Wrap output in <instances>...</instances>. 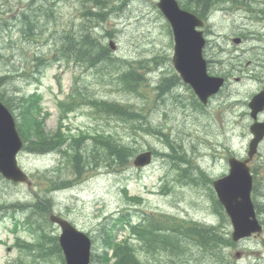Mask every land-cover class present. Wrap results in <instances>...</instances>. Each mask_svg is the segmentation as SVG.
Wrapping results in <instances>:
<instances>
[{
  "label": "rangeland",
  "instance_id": "rangeland-1",
  "mask_svg": "<svg viewBox=\"0 0 264 264\" xmlns=\"http://www.w3.org/2000/svg\"><path fill=\"white\" fill-rule=\"evenodd\" d=\"M10 6L15 9H23V3L20 0H9ZM146 12V7L141 5L137 12L133 15V18L119 21V19L112 20L107 26L106 30L117 29L120 25L119 32L115 33L116 49L124 56L133 58L145 57L150 50H157L158 47L153 43V40L157 38V34L151 36L146 33L144 23L138 22V17ZM59 22L58 27L62 29H68L80 17V12L76 9L74 0H64L58 6ZM243 19H237L233 17L221 16L220 21H214L213 24L216 30H225L227 34L234 33L237 29H241L244 26L245 29L256 30L257 25L255 22L252 24L246 23L243 25ZM119 24V25H116ZM122 26L125 32L122 30ZM14 28V29H13ZM12 31H9L10 36H5L2 42L5 40L6 45L12 42L14 46V52L19 48L21 49L19 36L21 33L13 27ZM103 33V31L101 32ZM110 40V39H109ZM107 40V42H109ZM164 43H168V37L163 39ZM27 50H30V55H25V58L15 57L14 61L19 65H24L27 60L32 59L34 53V45L23 44ZM22 50V49H21ZM10 51V47L7 49ZM152 51V52H153ZM18 52V51H17ZM33 62L30 63L32 66ZM11 63L5 61L0 62V75L8 71L11 68ZM56 67L53 66L50 70L45 71L44 84L41 87L43 89L44 100L43 105L46 111L50 113V116L46 120V128L54 130L58 124L57 111L55 108V93L59 90L56 83ZM65 71V72H64ZM62 72V84L64 93H68L73 86L72 76L80 74V70L75 68L66 69ZM59 72L58 74H60ZM82 82L88 86V95L96 98H108L105 90L99 88L96 81L90 77L89 79H82ZM19 83H15L11 87H19ZM255 86L251 84L233 85L238 95L234 99L228 100L226 106H222L217 102L206 114H198L195 124H183L180 125L182 120L180 116L173 113L171 116L173 123L170 127H173L172 135L175 144L183 145L186 152L191 158L198 159V162L202 164L209 174L211 172L214 175L221 176L226 171L225 164L220 163L210 168V162L212 157L208 154L212 151V145L220 146L217 148L219 154H227L233 152L236 155L243 156L246 152L248 138L250 135L249 127L251 126V119L249 115L245 114V103L248 100L251 91ZM57 94V93H56ZM238 102L237 105H234ZM168 104L167 101H165ZM229 105V107H227ZM210 115V116H209ZM210 117V118H209ZM93 116L92 111L86 109L78 112L77 115L71 117L69 125L74 132H78L80 129L94 130L99 127V122ZM108 120L109 118H105ZM155 122L161 124V115H154ZM180 120V121H179ZM115 129L112 131L117 136L127 137L130 132L127 127L122 124L113 123ZM169 128V127H168ZM143 145H146L145 141H141ZM161 142V141H160ZM160 142L153 138L150 140V144L156 147H161ZM163 143V142H161ZM213 145V146H214ZM160 149V148H159ZM224 149L226 151H224ZM264 153V147H263ZM196 152V153H195ZM263 161V160H262ZM25 165L29 169L39 170L43 168H52L57 166V156H25ZM166 160L162 157H157L152 167L148 168L144 172H123L119 174H105L101 173L88 178L79 186L67 192L57 193L56 207L61 210L64 208V213L68 215L74 222L78 223L80 227L93 231L95 236H98L100 226L106 221L109 214H103L104 212H116L119 209L127 205L126 197L123 193L122 187L128 183L130 195H142L145 202L146 210H161L175 215H180L190 219L203 221V219H209L211 214V203L209 196H206L205 192L194 186L182 185L174 183L171 194L165 198L160 195H147L145 191L152 189L154 185L160 184L161 177L166 172ZM221 174V175H220ZM171 177L175 181V175L173 170L171 171ZM3 182V181H2ZM156 186L153 190L158 191ZM31 192L28 191L26 186L8 185L0 182V199L8 203H18L30 199ZM261 201V197L258 198ZM130 202V201H129ZM143 212V211H138ZM136 214V213H134ZM133 214V215H134ZM136 219V218H135ZM226 229L231 232V227L228 222L225 223ZM8 227L9 224H8ZM123 234L119 236L122 237ZM1 238H4V227H1ZM264 236L259 239H251L242 242V245L238 250L231 249L225 252V256L230 259L235 257L237 252L243 255V258L236 263L232 264H257L251 256H249V248H253V256L261 254L260 251L264 250ZM10 243V242H9ZM258 248V250H256ZM18 252L12 249L9 250V245L4 247L0 246V264H7V259L13 261L17 258ZM199 257L207 259H213L211 256H205V254ZM242 257V256H241ZM144 258V257H143ZM239 260V259H238ZM204 264H214L204 263Z\"/></svg>",
  "mask_w": 264,
  "mask_h": 264
},
{
  "label": "trees",
  "instance_id": "trees-1",
  "mask_svg": "<svg viewBox=\"0 0 264 264\" xmlns=\"http://www.w3.org/2000/svg\"><path fill=\"white\" fill-rule=\"evenodd\" d=\"M100 6L104 8L105 6L100 3ZM117 8L111 9L114 11ZM108 13H100V20L105 21L107 19ZM32 18L30 17V22L32 23ZM30 34L29 38L33 35V30L35 29V25L29 26ZM91 36L89 34H85L79 40H74L73 38H69L66 42V46L64 44L61 45V49L59 53L56 54V59L61 61L66 60L67 62L74 61L76 63H80L81 65H85V63L93 64L99 60L102 61L103 64H109L112 62V54L109 48L104 47V45L96 41H91ZM94 57V59H92ZM40 57L38 58V60ZM41 61L44 63V59ZM124 63H127L125 61ZM39 68V67H38ZM39 71V69H38ZM131 76H136L135 73H132ZM177 80H179L177 78ZM76 100V101H75ZM42 96L37 95L36 93L33 95H23L22 97V105L18 103L19 110L23 114L22 124L20 126L21 135L24 138L26 143L25 150L30 153L44 154L52 151L59 152L63 155V159L66 161L64 163V167L67 165H71V167L79 171V173H83L82 170L87 163L91 165L90 158L93 160V165H100L103 163H108L110 166L114 164H120L123 168L129 165V160L133 155V149L129 144H126L122 138H119L115 135L113 136H103L105 139L101 137H93L92 141H85L87 137L85 136V132H81L80 134L72 133L71 127L68 125L65 128L63 124H60V127L55 132H47L45 130V125L41 119L42 112ZM78 101V102H77ZM84 104L77 96L67 97L65 100L58 101L57 107H59V112L61 114V118L70 119L69 114L75 112L81 105ZM93 104L99 106L100 110L104 114H108L109 111L120 110V107H117L116 104L105 103L94 101ZM130 108L122 109L120 114H122L126 121L133 120L136 121L138 119H146V116L143 114H139L133 110H129ZM135 132L142 130L140 126L131 127ZM148 131V130H144ZM95 145V151L93 148ZM91 148L92 156H89L88 150ZM173 157V156H171ZM85 169V168H84ZM185 181L196 182L194 178L189 175V171L185 169H180L178 182L183 183ZM214 199L215 210L219 214L222 211L221 207H219L218 201ZM220 215V214H219ZM221 216V215H220ZM121 217L120 220H122ZM222 220H225V217L221 216ZM132 225V222L128 223ZM196 227L195 222L179 220L170 215L166 214H144L143 219L140 220L139 224L135 225L136 232L141 234L142 236L148 238L146 239L147 244H153L155 246L161 245L166 241L164 236L167 238L165 234H157V231H164L170 234L175 233L178 230H182V232H186V230L195 232H200L204 234V237L208 239L215 240L219 234V228H213L212 230H200ZM189 228V229H188ZM107 232V230H106ZM163 235V236H162ZM157 241H156V240ZM154 240L156 242H154ZM181 240H177V244L182 246L179 248L181 253H184L188 246V239L183 238ZM55 242V240H54ZM231 243L232 241L229 240ZM109 244V243H108ZM107 244V245H108ZM200 246H206L207 244L201 243ZM110 246V244L108 245ZM130 246L125 248L123 251L124 256L130 255ZM104 255L102 254L101 257Z\"/></svg>",
  "mask_w": 264,
  "mask_h": 264
},
{
  "label": "water",
  "instance_id": "water-1",
  "mask_svg": "<svg viewBox=\"0 0 264 264\" xmlns=\"http://www.w3.org/2000/svg\"><path fill=\"white\" fill-rule=\"evenodd\" d=\"M170 3L175 4L173 0H164L160 7L166 12ZM171 11V10H169ZM171 13H173L171 11ZM174 23V22H172ZM174 32L176 39V56L186 58L188 56L195 57L202 49L204 40L201 33H196L189 27L174 24ZM183 78L189 83L203 102L208 96L214 92L220 80H211L210 82L198 80L195 76L189 75L186 66L181 64ZM261 95L257 96L251 107L253 108V116L257 114V103L261 101ZM0 107H2L0 105ZM8 111L0 109V172L6 177L12 178L15 181H26L25 175L17 168L16 154L19 152L22 143L18 132L14 127L13 121L7 116ZM12 124V126H11ZM256 138L251 144V148L255 151L259 141L263 138V129L261 133L252 128ZM148 163L149 159L138 160L137 164L142 165ZM231 174L221 180L215 182V187L223 204L228 208L232 221L235 226V236L240 237L249 234L254 225L248 224L254 216V207L251 200L252 177L249 173V168L245 163L234 161L231 162ZM253 228V229H251ZM256 228V227H255ZM251 229V230H250ZM66 231L63 242L67 255V260L70 264H88L90 243L85 238L77 236L68 230V226H64ZM250 231V232H249Z\"/></svg>",
  "mask_w": 264,
  "mask_h": 264
}]
</instances>
